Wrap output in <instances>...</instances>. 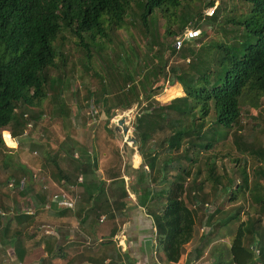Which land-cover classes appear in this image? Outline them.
Here are the masks:
<instances>
[{"label": "trees", "instance_id": "trees-1", "mask_svg": "<svg viewBox=\"0 0 264 264\" xmlns=\"http://www.w3.org/2000/svg\"><path fill=\"white\" fill-rule=\"evenodd\" d=\"M183 1L185 0H0V129L10 127L11 136H18L29 124L26 111L41 106L47 97L46 90L49 86L62 81L61 72L55 79L47 69H59L56 60L58 56L65 65L63 60L66 59L62 56L60 44L55 45L56 39L63 37L64 28H68L76 37L87 66L92 67L93 48L99 54L105 50V42L113 40L111 35L126 26L129 10L132 11L133 5L137 6L146 28L157 20L156 12L160 10L168 22L164 35L172 36V39L160 40L154 36L155 39L147 41V52H134L136 62L128 53L125 55L120 46L122 52H117L111 59L110 68L106 66L109 84H104L100 95L90 97V101L104 105L106 114L113 117L116 109H128L133 103L150 99L155 90V82L167 81L169 86L177 82L182 87L183 95L174 96L167 104L155 107L150 103L137 116L134 126L142 162L134 169L129 188L142 206H147L156 199H163L164 206L160 213L154 214V223L156 239L167 262L179 263L185 245L194 236L198 212L194 199L206 203L212 193L222 200L229 195L227 201L234 206L243 203L238 204L239 209L236 207L233 210H236L235 213H229V220H239L231 239V263L264 264V147H256L251 141H247L249 132L240 133L243 130L241 119L244 108L250 106L258 109L264 98V0H247L251 6L243 17L241 14H233L221 18L224 23L234 27L233 39L230 37L231 40L225 41L223 37H218L215 41L206 42L201 35L205 36L207 32L206 25L215 24L217 15L210 16L217 9L204 17L202 11L190 10L189 3ZM221 6L227 9L225 0ZM177 19L179 25L175 28L173 24ZM193 23L196 24L193 27L202 30L200 36L184 39L182 46L177 49L173 45L175 39ZM153 42L158 46L156 49L152 48ZM120 45L123 46L122 42ZM166 52L187 58L189 63L173 64L168 68L170 59L165 57ZM148 59L153 62L150 67ZM121 61L125 64L124 68L120 66ZM96 73L104 82L103 74ZM90 93V96L95 95L93 91ZM167 110H176L180 116L168 122ZM212 111L215 116L213 124L219 128L211 125L204 129V119ZM32 112L34 116L36 110ZM163 126L170 128L171 133L158 145L149 143L157 130H163ZM221 126L224 130L217 137ZM234 126L232 135L239 152H248L259 161H255L248 172L247 168L239 167L241 170L237 182L232 186L228 173L216 172V163L211 161V156L216 149L215 142L221 136H226V130ZM105 128L108 135L113 137L114 131L107 126ZM203 138L206 142H202ZM2 144L0 137V145ZM76 144L83 150L77 160L86 165L87 161H91V155L84 146L78 142ZM65 147H69L67 142L61 145V148ZM202 149L210 152L211 160L206 171V182L210 183L200 198L196 192L204 190L207 184L204 186V181L196 183L201 167L195 166L200 162ZM111 150L118 159V167L115 164L108 165L103 179L92 177L86 180L88 171L83 166L78 171L84 176L82 186L85 194L89 193L92 197L85 212L95 209L99 201V216L110 212L107 209L111 205L118 208L121 200L122 210L127 208L128 202L124 199L129 193L122 172L125 165L123 153L116 144ZM71 151L72 156L75 151ZM141 156L135 154L136 165ZM92 159L95 168H90V173L98 170V158ZM239 160L240 158L234 159ZM53 161L57 163V157H53ZM127 165L126 163V167ZM56 166L61 178L70 180L58 163ZM133 175L128 173L127 176ZM191 175L195 177V183L187 186L186 179ZM20 181L15 182L19 185ZM151 183L162 187L151 188ZM108 191L112 193L111 196L116 197L112 203L108 199H102V196L107 197ZM241 210L247 213L245 219H241ZM107 216L113 218L114 213ZM124 219L122 218V223ZM203 252V244L195 246L188 254L187 263L198 261Z\"/></svg>", "mask_w": 264, "mask_h": 264}, {"label": "rangeland", "instance_id": "rangeland-1", "mask_svg": "<svg viewBox=\"0 0 264 264\" xmlns=\"http://www.w3.org/2000/svg\"><path fill=\"white\" fill-rule=\"evenodd\" d=\"M211 2H213V4H211ZM222 2L224 3V0L183 1V3H189L190 10H193L194 12L202 11L203 16L211 15L210 12L212 8L215 10L217 9L216 12L210 16L215 17L217 15L215 24L206 25L205 28L207 32L205 36L201 35L202 40L205 42L215 41L218 39V37H223L225 41L233 39V36H235V32L233 31L234 27L227 22L224 23L221 18H224V15L232 16L233 14H241L243 17L248 13L251 6L247 0H225L227 5L226 9L221 6ZM132 8V11L129 10L130 13L128 14L126 26L120 30H117L116 33L111 35L113 40L105 42V50L99 54L97 50L93 48V57L91 63L92 67L87 66L86 59H84V55L82 53V47L78 45V40L68 28L63 29V37L56 39L55 45L57 46L60 44V50L63 52L62 56L66 59L63 60L65 61V65L64 62L61 61V57L58 56L56 60L59 69L54 70V68H49L47 70L55 79L57 76H59V72H61L63 78L60 80L62 81L59 84L49 86V88L46 90L47 97L42 102L41 106H36V108H31V110L28 109L26 111L27 114L25 113V116L28 119L29 124L24 127L23 132H21L18 136H10V127L6 129H0V137L3 142L2 146L0 145V199H8V197H13L16 199L18 197L19 199L22 194H19L21 193L19 186L20 184L18 185L15 182L16 180H24V185H26L31 177L35 183H40L42 178H46V174L54 173L56 171V166L53 163L54 161H52L53 156L51 152L55 154L57 152L59 153L60 151L62 153L60 160L63 167H69V169H71L73 166L69 160L71 158H68L67 156L64 157V152L60 148V146L65 142L71 143V140L78 142V144H81L82 146L84 145L85 149L89 150V153L91 154V161L93 157H97L99 160V168H102V171L105 169L104 165L115 164L118 167V159L114 157L111 150L112 146L116 144V146L120 147V150H122L123 153V164L125 163V165L122 168V172H126L127 174L129 173L131 175L134 174L133 171L135 167L132 164L134 159L133 155L136 153L139 154V156L141 155L139 151L136 150L137 144L135 145L131 140L128 141L126 151L123 150L125 137L119 130H115V126L118 125L117 120L125 117L126 126L129 128L128 134H131V136L136 138L134 125L136 124L138 114L141 113L145 107H147L150 103L153 104L154 107L167 104L172 98H174V96L183 95L184 92L182 87L177 82L171 86L167 85V81L155 82L153 86L155 90L149 97L150 99H144L142 102L133 103L134 105L128 107V109H116L113 117H109L106 114L104 105L90 101L92 100L90 97L95 98L100 95V90H103L104 84H109L108 81L110 77L106 75V66L110 68L111 59L117 55V52L121 51L119 49L120 46L122 50L124 49V54L126 55L128 53L132 60L136 62V59L134 58V52L137 51L138 54L147 52V41L155 39L154 36L158 37L160 40L161 38H164L167 41L172 39V36L170 37L168 35H164L167 30L166 28L168 22L160 10H157L156 12L157 20L153 21L154 19H151L153 22L147 27L149 28L148 31L140 18L138 9H136L137 6L133 5ZM175 17L176 15L174 14L173 18ZM155 25H157V27ZM178 25L179 21L177 19L174 21L173 27L177 28ZM194 25L196 24L193 23L188 25L187 29L193 27ZM221 26H223L226 31H224ZM239 32H241V30ZM120 42H122L123 46L120 45ZM157 47V44L153 42L152 48L156 49ZM131 48L134 50L132 51ZM165 57L170 59L168 68L173 64L185 65L189 63V59L180 58L175 54L170 55L168 52L165 53ZM148 60V66L150 67L153 65V62L151 59ZM120 64L121 68L125 67L124 62L121 61ZM96 72L103 74L105 78L104 82L100 80L101 77ZM109 88L110 86L108 89ZM91 91L94 92V96H90ZM139 95H141V91H139ZM261 100L262 105L258 109L246 106L241 119V129L243 130L240 131V133L249 132L250 137L246 138V140L251 141L256 147H264V98ZM35 110L36 116H33L32 111ZM166 113L168 115V122L169 120L180 116L176 110H167ZM214 118V112L212 111L211 114L204 119V129L211 125L217 127L215 124H213ZM105 126L111 128L114 131L113 137L108 135ZM218 128L219 127H217V129ZM234 129L235 126L229 130H226V136H221L220 139L215 142L214 147L216 149H211L214 151V154L211 156L212 160L210 159L209 150V153H207V150L205 149L201 150L202 154L200 162L195 166V168L199 166L201 167V174L196 178V183L204 181V186L205 183L207 184L204 190H198V192H196L198 197H203V193L207 191L210 183L209 181L206 182V171L208 170L210 160L215 161L217 173H228V176L230 179H232V186H235L237 182L236 179L239 176V170H241L239 167L247 168L248 172L254 162L259 161L255 156H252L248 152H239L234 144L232 135V131ZM223 130L224 129L221 126L218 130L217 137L221 135ZM170 133L171 129L163 126V130H157L149 143L153 142L154 144L158 145L163 140V138ZM202 140V142H206L204 138ZM71 144L69 145L71 146ZM219 151L222 153H219ZM235 158H240V160L234 161ZM126 163L128 164L127 167ZM23 165L31 169V173H25L26 171L22 168ZM98 177L102 178V175L100 174ZM132 177H134V175L130 177L126 176V178H128L130 181L132 180ZM194 178L195 177L191 175L189 179H186L187 186H189L192 182L195 183ZM152 187L154 189H158L159 187H162V185L160 186V184H154L151 185V188ZM210 194L211 195L208 197L209 201L217 200V195L212 193ZM228 196L229 195H226L222 201L224 202V205L228 204ZM161 201L164 202L163 199ZM162 202L159 204V206L162 205ZM210 203L211 202H209V204ZM194 204L199 214V216H197V224L194 232V241H196V245H198V243H202L200 241V235L201 233H204L200 230V228L203 226L202 222L208 215H210L211 212H209L210 208L204 202H197L194 199ZM238 204L243 205V203ZM238 204L234 206V209H236V207L239 209ZM19 205L23 208V201L19 202ZM132 206L134 207V205ZM228 208L231 209L232 206H228ZM211 209H214V207L212 206ZM243 210H241V219H245L247 216V213H244ZM203 212L208 213L205 216L203 214L201 217ZM235 212H231V214ZM229 216L230 215L225 216L224 219L221 218L220 222H223L224 224V222L230 219ZM217 219V214H214L212 217V223H214L213 221H218ZM237 223L238 222L236 220L228 223L229 227L233 226L231 228V233L235 230ZM184 250L186 253V247ZM225 253L226 252H224V255Z\"/></svg>", "mask_w": 264, "mask_h": 264}, {"label": "crops", "instance_id": "crops-1", "mask_svg": "<svg viewBox=\"0 0 264 264\" xmlns=\"http://www.w3.org/2000/svg\"><path fill=\"white\" fill-rule=\"evenodd\" d=\"M71 143H68L71 144L69 147L60 146L64 157L74 160L69 159L73 165L71 169L63 167L60 151L55 154L49 151L53 157H58L57 163L70 180L61 178L57 163L53 162L56 171L46 174V178H42L40 183H35L31 177L26 185L24 180L20 181V192L24 191L19 193L22 194L20 200L18 197L17 199L8 197L9 200L0 199V264H232L230 249L235 230L231 233L233 226L229 227L228 223L233 220L238 223L239 221L232 219L224 224L220 221L231 211L235 212L233 204L227 202L229 205H224L222 198L220 200L218 197L216 203L215 200L205 203L211 213L202 222L203 226L200 228L204 232L200 235L204 252L198 261L187 263L189 252L197 246L194 235L185 245L187 251L185 253L184 250L179 263L167 262L166 255L157 242L154 223V214L162 211L164 202L156 199L147 206L138 204L137 196L127 189L130 183H127L129 179L126 178L128 174L125 172L123 178L129 193L124 199L126 203L128 202L127 208L122 210L121 200L118 208L111 205L110 209H107L110 212L99 216L98 211L101 212V201H99L95 209L85 212L86 207L92 202V197L89 193L85 194L82 186L84 176L78 171L83 166L88 171L86 180L98 177L100 174L103 179L104 171L109 164L104 165L103 171L97 164L96 174L90 173V168H95L94 160L82 165L77 159L83 150L74 140H71ZM72 149L75 152L71 156ZM22 168L25 173L32 171L25 165ZM111 195L112 193L108 191L107 197L102 196L103 201L108 199V202L112 203L116 200V197ZM21 201L23 208L19 205ZM161 202L162 205L159 206ZM212 206L214 209H211ZM228 206L232 208L229 209ZM98 208L100 209L97 210ZM109 213H114V217L107 216ZM207 213L203 212L201 217ZM214 214H217L218 221L212 223ZM197 216H199L198 212ZM83 217L85 220H82ZM122 218H125L123 223Z\"/></svg>", "mask_w": 264, "mask_h": 264}, {"label": "water", "instance_id": "water-1", "mask_svg": "<svg viewBox=\"0 0 264 264\" xmlns=\"http://www.w3.org/2000/svg\"><path fill=\"white\" fill-rule=\"evenodd\" d=\"M117 121H118V125L115 126V130H119L122 133V135L125 137L123 150L127 149L128 141L131 140L132 142H135V141L137 142L136 150L139 151L138 140L135 137L131 136V134H128L129 128L126 126L125 117H122V118L118 119ZM133 156H135V155H133ZM133 165H134V167H138V165H136V163H135V159H133ZM128 182H129V180H127V183ZM127 189L130 193L132 192L131 188H127Z\"/></svg>", "mask_w": 264, "mask_h": 264}, {"label": "built area", "instance_id": "built-area-1", "mask_svg": "<svg viewBox=\"0 0 264 264\" xmlns=\"http://www.w3.org/2000/svg\"><path fill=\"white\" fill-rule=\"evenodd\" d=\"M215 11V9L212 8L210 14H213ZM202 30L200 28H188L185 32H183V34H181L180 37L176 38L173 45L179 49L182 44L184 39H194L196 37H199L201 34Z\"/></svg>", "mask_w": 264, "mask_h": 264}, {"label": "bare ground", "instance_id": "bare-ground-1", "mask_svg": "<svg viewBox=\"0 0 264 264\" xmlns=\"http://www.w3.org/2000/svg\"><path fill=\"white\" fill-rule=\"evenodd\" d=\"M135 145L137 144V142L135 141V142H133Z\"/></svg>", "mask_w": 264, "mask_h": 264}]
</instances>
